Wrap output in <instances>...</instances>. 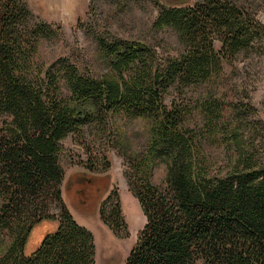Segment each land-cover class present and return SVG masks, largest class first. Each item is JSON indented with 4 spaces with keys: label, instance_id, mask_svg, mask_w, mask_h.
<instances>
[{
    "label": "trees",
    "instance_id": "trees-1",
    "mask_svg": "<svg viewBox=\"0 0 264 264\" xmlns=\"http://www.w3.org/2000/svg\"><path fill=\"white\" fill-rule=\"evenodd\" d=\"M156 6L152 27L174 33L177 56L158 59L147 43L98 38L101 68L89 75L66 57L57 68L34 72L37 38L58 29H30L21 23L26 10L19 0H0V264H94L92 234L61 197L59 141L109 124L120 147V117L147 125L144 152H122L142 174L129 191L144 219L123 264H264V160L244 145L236 105L208 93L184 105L165 101L170 87L207 85L221 61L264 44V23L232 0ZM189 109L198 118L191 128L184 125ZM204 142L222 146V166L202 155ZM155 161L165 166L158 186L148 179ZM109 193L97 216L116 234L114 227L125 224L118 199L103 214ZM48 199L60 203L58 217L45 213ZM42 221H53L54 229L26 252L31 229Z\"/></svg>",
    "mask_w": 264,
    "mask_h": 264
},
{
    "label": "rangeland",
    "instance_id": "rangeland-1",
    "mask_svg": "<svg viewBox=\"0 0 264 264\" xmlns=\"http://www.w3.org/2000/svg\"><path fill=\"white\" fill-rule=\"evenodd\" d=\"M195 1L199 0H19L26 10L21 22L24 26L33 29L34 25L44 24L58 29L53 35L37 38L30 59L33 71L38 73L55 64L58 58L66 57L80 73H97L102 63L97 52L98 38L138 40L149 44L158 59L175 57L180 51V43L174 33L169 29L156 30L152 27L158 9L156 2L186 5ZM232 1L264 23V0ZM253 45L230 60L221 61L220 74L209 84L181 89L170 87L165 101L171 99L184 105L198 94L225 97L240 112V133L244 145L251 146L259 159L264 160V44ZM52 68H57V64ZM246 105L253 107L254 113L246 110ZM184 118V125L189 128L198 121L192 109ZM228 119L234 122L233 116H228ZM116 125L120 131L117 140L120 147L112 140L114 129L109 124L104 128L85 127L81 136L68 134L59 141L58 162L64 173L61 197L74 220L92 234L94 264H123L136 241V232L144 222L129 191L131 183L139 184L142 174L136 169V162L124 158L122 152L127 148L124 155H133L134 158L144 152L147 125L139 118L124 120L122 117ZM201 145L202 155L214 168L223 165L222 146L211 142ZM106 161L108 166L102 167ZM87 167H93L92 172ZM148 170L150 183L161 185L165 175L164 164L155 161ZM109 190L102 207L103 214L107 216L109 207L118 199L125 224L124 227H114L116 234L101 223L96 212L99 202ZM94 211L96 213L92 214ZM45 213L58 217L61 214L60 203L54 199L46 200ZM54 226L53 221L36 224L27 238L25 251L32 250L42 233ZM98 234L102 241L101 250Z\"/></svg>",
    "mask_w": 264,
    "mask_h": 264
},
{
    "label": "water",
    "instance_id": "water-1",
    "mask_svg": "<svg viewBox=\"0 0 264 264\" xmlns=\"http://www.w3.org/2000/svg\"><path fill=\"white\" fill-rule=\"evenodd\" d=\"M105 190H106V188H105ZM96 210H97V209H96ZM96 212H97V211H96ZM96 212L94 211L92 214H94V213H96ZM42 222H44V221H42ZM40 223H41V222H40ZM96 228H97V227H96ZM53 229H54V227H53ZM53 229H51V230H53ZM31 230H32V229H31ZM51 230H49V231H51ZM97 230H98V229H97ZM49 231H46V232L42 233V235L40 236V239L42 238V236H43L45 233H47V232H49ZM98 235H99V234H98ZM28 238H29V236H28ZM40 239H39V240H40ZM110 239H111V238H110ZM38 242H39V241H38ZM101 242H102V241H101V238H100V235H99V242H98L99 250H101V248L103 249V247H102V245H101ZM36 245H37V244H36ZM105 247L107 248L108 246H105ZM105 247H104V249H106ZM99 250H98V252H100Z\"/></svg>",
    "mask_w": 264,
    "mask_h": 264
}]
</instances>
